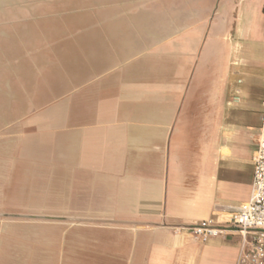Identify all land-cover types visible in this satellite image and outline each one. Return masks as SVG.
<instances>
[{
	"label": "crops",
	"instance_id": "0c3cea01",
	"mask_svg": "<svg viewBox=\"0 0 264 264\" xmlns=\"http://www.w3.org/2000/svg\"><path fill=\"white\" fill-rule=\"evenodd\" d=\"M87 8L22 30L0 65V264H235L237 234L172 228L250 200L264 0Z\"/></svg>",
	"mask_w": 264,
	"mask_h": 264
},
{
	"label": "built area",
	"instance_id": "2783aa9c",
	"mask_svg": "<svg viewBox=\"0 0 264 264\" xmlns=\"http://www.w3.org/2000/svg\"><path fill=\"white\" fill-rule=\"evenodd\" d=\"M233 103L239 105L240 98L235 97ZM261 107L262 124L253 158L250 200L232 209L227 225L211 219L193 226L172 228L175 234L187 236L200 244L237 234L240 241L235 264H264V100Z\"/></svg>",
	"mask_w": 264,
	"mask_h": 264
},
{
	"label": "rangeland",
	"instance_id": "374dc122",
	"mask_svg": "<svg viewBox=\"0 0 264 264\" xmlns=\"http://www.w3.org/2000/svg\"><path fill=\"white\" fill-rule=\"evenodd\" d=\"M87 2L89 3V0H0V65L12 57V47L18 45L17 41L20 39L19 34L22 30L35 29L39 23L43 24L45 31L49 32L69 30L72 26L69 22L74 20L82 21V25L87 24L83 22L87 21V9L89 10ZM92 2L99 7L101 2H109V0H92ZM255 46L258 57L264 62V45L256 44ZM248 73H252L261 80L264 70L256 67ZM245 79L250 80L251 77H245ZM259 87L261 89V86ZM232 110L234 114H241L243 109L239 105ZM247 112L260 114L257 106H253ZM67 220L76 223L87 222V219L82 218Z\"/></svg>",
	"mask_w": 264,
	"mask_h": 264
},
{
	"label": "water",
	"instance_id": "95a60500",
	"mask_svg": "<svg viewBox=\"0 0 264 264\" xmlns=\"http://www.w3.org/2000/svg\"><path fill=\"white\" fill-rule=\"evenodd\" d=\"M1 217H3V215H0Z\"/></svg>",
	"mask_w": 264,
	"mask_h": 264
}]
</instances>
